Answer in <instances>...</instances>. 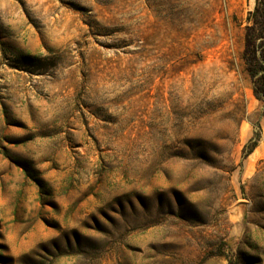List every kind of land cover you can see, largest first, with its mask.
I'll return each mask as SVG.
<instances>
[{
    "label": "rangeland",
    "instance_id": "374dc122",
    "mask_svg": "<svg viewBox=\"0 0 264 264\" xmlns=\"http://www.w3.org/2000/svg\"><path fill=\"white\" fill-rule=\"evenodd\" d=\"M263 55L264 0H0V264H264Z\"/></svg>",
    "mask_w": 264,
    "mask_h": 264
},
{
    "label": "trees",
    "instance_id": "16d2710c",
    "mask_svg": "<svg viewBox=\"0 0 264 264\" xmlns=\"http://www.w3.org/2000/svg\"><path fill=\"white\" fill-rule=\"evenodd\" d=\"M261 59H262L263 62H264V55L261 56ZM250 74L253 75V74H254V71L251 70V71H250ZM254 94H255V96H256L257 98H260V99L264 96V93H258L256 90H254ZM254 145H255V141H254V143H253L252 146H254Z\"/></svg>",
    "mask_w": 264,
    "mask_h": 264
}]
</instances>
